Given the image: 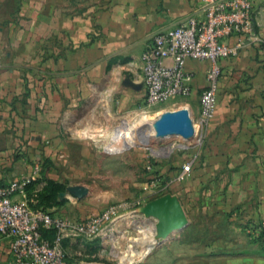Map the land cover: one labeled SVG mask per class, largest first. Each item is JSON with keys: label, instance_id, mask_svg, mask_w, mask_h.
<instances>
[{"label": "crops", "instance_id": "0c3cea01", "mask_svg": "<svg viewBox=\"0 0 264 264\" xmlns=\"http://www.w3.org/2000/svg\"><path fill=\"white\" fill-rule=\"evenodd\" d=\"M254 1L264 39V0ZM199 4L0 0L1 183L22 177L41 180L28 191L27 200L35 209L47 208L38 193L49 180L59 179L57 170L71 172L73 159L88 157L90 149L100 145V135L112 133L120 113L145 103L141 57L151 36L181 22ZM237 40L233 36L228 44L234 46ZM221 66L216 110L204 147L165 165L160 174L165 194L177 196L195 218L227 219L238 226V242L227 247L235 246L241 256L225 264H264L262 247L241 231L242 225L264 221V45L250 43L238 56L223 59ZM208 68L206 61L186 63L192 92L187 99L168 102L180 106L176 111L187 109L191 117H199ZM128 80L139 88L129 86ZM43 158L49 159L48 166L43 162L36 172ZM190 161L191 173L179 180ZM46 210L56 215L54 207Z\"/></svg>", "mask_w": 264, "mask_h": 264}, {"label": "rangeland", "instance_id": "374dc122", "mask_svg": "<svg viewBox=\"0 0 264 264\" xmlns=\"http://www.w3.org/2000/svg\"><path fill=\"white\" fill-rule=\"evenodd\" d=\"M179 107L168 103L146 109L144 104L137 103L118 113L112 133L100 135V145L93 146L88 157L73 159V170L68 169L67 174L64 168L57 170L59 179L49 180L48 187L38 193L42 202L46 198L47 208L57 209L56 216L71 221H83L110 207L125 206L111 231L91 240L65 242L68 264H225L228 259L241 256L235 246L227 247L238 242L234 237L238 226L227 219L198 220L186 204L188 226L163 240L156 237L157 220L146 218L140 211L149 202L166 195L168 189L163 190L166 181L160 174L162 167L172 165L190 152L184 148L190 141L177 136L159 138L155 132L154 124L159 117ZM107 117L105 111L106 125ZM124 123L128 124L122 128ZM120 128L119 139L115 140ZM128 132L131 139L125 138ZM40 160L39 167L43 162L44 167L48 166L49 159ZM148 163L151 170L147 169ZM153 181L158 184L156 187L151 186ZM75 188L82 189V193H77ZM241 228L249 241L264 251L261 246L264 239H258L261 231L256 225L246 224ZM8 248L9 243L0 238V264H9Z\"/></svg>", "mask_w": 264, "mask_h": 264}, {"label": "built area", "instance_id": "2783aa9c", "mask_svg": "<svg viewBox=\"0 0 264 264\" xmlns=\"http://www.w3.org/2000/svg\"><path fill=\"white\" fill-rule=\"evenodd\" d=\"M233 36L238 40L231 46L228 39ZM254 42L264 45L254 0H200L199 6L181 22L151 36L141 57L145 108L189 98L192 77L185 70L186 63L189 60L208 62L207 86L200 95V115L192 119L195 134L184 145L187 150L200 151L207 141L216 110L221 61L238 56L245 46ZM147 169L151 170L149 163ZM35 170L39 172L40 167L36 166ZM191 170V161L184 164L179 180H184ZM33 179L22 177L6 185L0 181V238L9 243V264H68L65 242L91 240L111 231L125 207L113 206L83 221L60 218L30 206L27 195ZM157 185L156 181L151 183L152 187ZM256 228L263 231L264 221Z\"/></svg>", "mask_w": 264, "mask_h": 264}, {"label": "water", "instance_id": "95a60500", "mask_svg": "<svg viewBox=\"0 0 264 264\" xmlns=\"http://www.w3.org/2000/svg\"><path fill=\"white\" fill-rule=\"evenodd\" d=\"M127 82L132 88H139L130 80ZM154 125L156 136L159 138L177 136L191 141L195 134L193 120L187 109L164 113ZM75 191L82 193L80 188H75ZM140 211L146 218L157 220L156 237L158 239L165 240L174 232L182 231L189 224L182 202L172 194H166L149 202Z\"/></svg>", "mask_w": 264, "mask_h": 264}, {"label": "trees", "instance_id": "16d2710c", "mask_svg": "<svg viewBox=\"0 0 264 264\" xmlns=\"http://www.w3.org/2000/svg\"><path fill=\"white\" fill-rule=\"evenodd\" d=\"M41 180H38V181H32V183L29 185V189L28 190H33V188H34V186H35V184H37L38 182H40ZM51 182L50 181H48L47 182V185L45 186V187H48V185L50 184ZM44 201H47L46 200V198L44 199ZM43 210H46V209H43ZM47 211V210H46ZM53 214V213H52ZM44 235H48V233H45ZM264 239V230L263 231H261V233H260V236L258 237V239Z\"/></svg>", "mask_w": 264, "mask_h": 264}, {"label": "bare ground", "instance_id": "6f19581e", "mask_svg": "<svg viewBox=\"0 0 264 264\" xmlns=\"http://www.w3.org/2000/svg\"><path fill=\"white\" fill-rule=\"evenodd\" d=\"M139 124H140V123H139ZM128 133H129V135H128ZM128 133H125V138H126V139L130 138V132H128ZM143 136H144V134H143ZM131 138H132V137H131ZM131 138H130V139H131ZM148 252H149V251H148Z\"/></svg>", "mask_w": 264, "mask_h": 264}]
</instances>
